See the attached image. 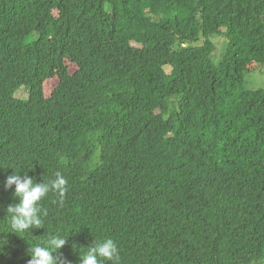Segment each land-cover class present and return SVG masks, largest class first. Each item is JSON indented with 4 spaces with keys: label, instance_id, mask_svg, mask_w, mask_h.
<instances>
[{
    "label": "trees",
    "instance_id": "trees-1",
    "mask_svg": "<svg viewBox=\"0 0 264 264\" xmlns=\"http://www.w3.org/2000/svg\"><path fill=\"white\" fill-rule=\"evenodd\" d=\"M259 65L264 0H0V220L9 166L67 180L43 229L0 221V264L51 234L66 264L105 237L121 264H264Z\"/></svg>",
    "mask_w": 264,
    "mask_h": 264
},
{
    "label": "clouds",
    "instance_id": "clouds-1",
    "mask_svg": "<svg viewBox=\"0 0 264 264\" xmlns=\"http://www.w3.org/2000/svg\"><path fill=\"white\" fill-rule=\"evenodd\" d=\"M6 178L5 188L13 189L15 204L8 205L6 217L3 220L8 225V233L18 236L31 233L32 229H43L44 218L47 216L46 209H43L41 202L50 194L58 197V203L63 204L67 192V180L60 173L56 172L54 177L48 174L42 177V182L28 175V172L16 171ZM23 173V175H21ZM3 210V206H0ZM69 238L63 235L51 234L46 237L43 243H29L27 255L30 257L27 264H66L60 256H54L67 244ZM4 246H0V254ZM81 264H121V254L116 241L111 237L94 239V242L81 248Z\"/></svg>",
    "mask_w": 264,
    "mask_h": 264
},
{
    "label": "rangeland",
    "instance_id": "rangeland-1",
    "mask_svg": "<svg viewBox=\"0 0 264 264\" xmlns=\"http://www.w3.org/2000/svg\"><path fill=\"white\" fill-rule=\"evenodd\" d=\"M214 41L217 45V49L214 54L213 60L214 61L216 60L215 62L218 63L221 60V57L225 50L224 49L225 46H227L226 45L227 41L223 37L215 38ZM56 84H57L56 79H53L47 82L46 84L47 95H50L51 91L54 89ZM245 85H246L247 90L249 91H256L259 89H264V65H259L255 67L251 73L246 75ZM16 97L19 99H28L29 97L28 89L26 87L21 88V90L17 92Z\"/></svg>",
    "mask_w": 264,
    "mask_h": 264
}]
</instances>
